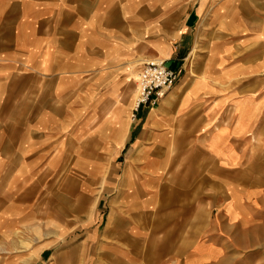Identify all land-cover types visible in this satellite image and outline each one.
<instances>
[{
    "label": "crops",
    "instance_id": "0c3cea01",
    "mask_svg": "<svg viewBox=\"0 0 264 264\" xmlns=\"http://www.w3.org/2000/svg\"><path fill=\"white\" fill-rule=\"evenodd\" d=\"M151 58L178 78L132 120ZM108 147L112 264H264V0H0V264L44 262Z\"/></svg>",
    "mask_w": 264,
    "mask_h": 264
},
{
    "label": "rangeland",
    "instance_id": "374dc122",
    "mask_svg": "<svg viewBox=\"0 0 264 264\" xmlns=\"http://www.w3.org/2000/svg\"><path fill=\"white\" fill-rule=\"evenodd\" d=\"M139 68L140 66H137L135 77H137L136 74H138ZM136 95L137 89L130 105L131 107L128 115L129 119L132 112L131 108L133 107ZM83 156H85L87 161L88 176L92 175L91 177H88V182L86 185H81V190H83L85 192V195L87 196L86 201L84 202L86 208H84L83 213L81 214H78L73 211V209H71V215L69 217L70 219L67 216L68 220H70V225L63 226L61 224L59 226V229H55V232H53L55 241L48 250L49 254L46 255L44 262L40 261L39 264H70L71 262L73 263V261H75L76 264H112L111 260L114 252L110 248L102 246L104 245L103 243L113 238L110 235L107 236L104 234L105 229L114 227L115 225V222L111 221V214L112 207L116 208V205L112 203L111 198L116 188V184H111V175H119L120 177L123 174L122 164L123 160H125L124 155H120L119 157H117L116 152L111 151L110 147H108L104 148L101 153L90 151L88 149L86 154L84 153ZM72 159H74L73 153ZM98 159H102L103 163V180L102 183L95 184L89 178H92L94 176V169L92 165L93 162ZM115 162H118V167L116 166ZM76 181H78V177H72L69 185H71L72 188L76 185H79ZM247 181L244 182V184H241L242 186L246 185L245 188H248L252 184ZM60 185L56 181V193L60 188L62 189L64 187ZM73 191L74 189H72V192ZM57 202L58 201H56V203ZM74 202L75 200L71 198V203ZM227 203H229V201H227ZM249 206L256 209L257 204H249ZM63 227L65 229H62ZM261 230L263 231L261 233L264 238V227ZM51 234L52 233H45L41 230L39 233V238L43 239L45 237L46 239L47 235L51 236ZM35 243L36 240L33 239L28 243V247L23 248V256L21 262H18L16 264H35ZM70 251H72V254H70ZM114 256H116V254H114ZM129 258L130 255H126V258L124 257V259L127 260L123 261V264H127L128 261H133V259L129 260Z\"/></svg>",
    "mask_w": 264,
    "mask_h": 264
},
{
    "label": "built area",
    "instance_id": "2783aa9c",
    "mask_svg": "<svg viewBox=\"0 0 264 264\" xmlns=\"http://www.w3.org/2000/svg\"><path fill=\"white\" fill-rule=\"evenodd\" d=\"M137 95L132 107L131 118L142 106H153L176 83L178 72L166 65L162 58L145 60L137 74Z\"/></svg>",
    "mask_w": 264,
    "mask_h": 264
}]
</instances>
